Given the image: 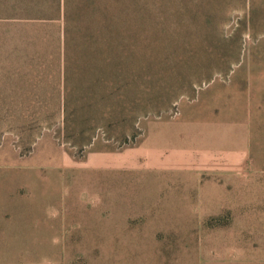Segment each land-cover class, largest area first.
I'll return each mask as SVG.
<instances>
[{
  "label": "rangeland",
  "instance_id": "374dc122",
  "mask_svg": "<svg viewBox=\"0 0 264 264\" xmlns=\"http://www.w3.org/2000/svg\"><path fill=\"white\" fill-rule=\"evenodd\" d=\"M211 82L236 164L192 158ZM0 264H264V0H0Z\"/></svg>",
  "mask_w": 264,
  "mask_h": 264
},
{
  "label": "crops",
  "instance_id": "0c3cea01",
  "mask_svg": "<svg viewBox=\"0 0 264 264\" xmlns=\"http://www.w3.org/2000/svg\"><path fill=\"white\" fill-rule=\"evenodd\" d=\"M232 91L242 94L239 102L227 101L226 96ZM245 91L242 86L232 88L214 82L201 91L192 104V115L186 120L191 133L187 136L192 138V158L201 159L213 155L214 158L218 156L223 164H236V157L241 161L245 159L243 154L249 149L248 132L251 123L246 113L248 102L243 95ZM178 156L182 159V162L179 160L181 163H186L183 161L185 155Z\"/></svg>",
  "mask_w": 264,
  "mask_h": 264
}]
</instances>
